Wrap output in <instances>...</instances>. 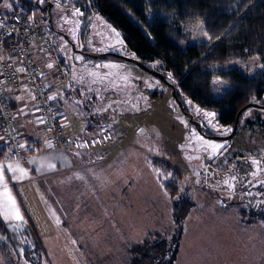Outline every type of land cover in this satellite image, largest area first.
<instances>
[{"label": "rangeland", "instance_id": "obj_1", "mask_svg": "<svg viewBox=\"0 0 264 264\" xmlns=\"http://www.w3.org/2000/svg\"><path fill=\"white\" fill-rule=\"evenodd\" d=\"M21 1L0 0V12L17 5L23 13ZM33 1L30 14L48 28L67 73L62 113L73 136L108 127L114 140L89 152L66 148L65 158L40 150L39 164L23 163L17 173L15 163L0 165V217L7 230L0 234V264H33L23 251L35 246L43 256L36 264H127L139 256L143 241H155L152 234L174 230L171 198L158 178L172 177L154 171L153 160L179 170L175 183L194 202L175 264H264V224L257 215L254 223L241 221L238 212L264 210V107H248L237 132L224 139L211 135L232 128L185 99L186 112L212 133L205 135L154 75L127 60L86 54L134 56L105 17L85 16L74 0ZM188 30L195 35L198 26ZM259 67L254 56L211 69L250 74Z\"/></svg>", "mask_w": 264, "mask_h": 264}, {"label": "trees", "instance_id": "obj_2", "mask_svg": "<svg viewBox=\"0 0 264 264\" xmlns=\"http://www.w3.org/2000/svg\"><path fill=\"white\" fill-rule=\"evenodd\" d=\"M74 2L85 11V16L97 12L105 17L133 52L134 56L131 58L139 60L138 66L154 75L161 83L168 82L172 85L168 87L174 89V99L182 103L184 111H187L184 106V100L187 99L203 110L212 111L220 125L232 128L241 107L250 102L264 105V0ZM20 4L26 10L21 13L25 16L30 14L36 3L33 0H22ZM17 10L16 5L14 9L1 11L0 14L19 12ZM195 24L198 32L193 35L188 28ZM86 54L91 57L96 55L123 59L120 53L113 51H90ZM254 56L259 57L261 67L250 74H244L236 68L211 69L234 59L246 61ZM10 103L9 107L12 108ZM56 104L58 103H53ZM54 107L60 109L57 105ZM202 130L206 135L212 134ZM7 148L8 144L0 147V159ZM26 151L31 152L33 149L26 148ZM152 166L154 171L172 177L166 181L161 176L158 178L171 198L174 230L168 235L150 233L155 241L151 244L147 240L143 241L140 255L129 257L127 264H175L183 234V221L194 205L191 195L179 190L175 183L181 176L178 169L157 160H153ZM238 212L241 221L254 223V216L257 215L264 224V210H254V213L247 214L244 208H239ZM245 217L246 220L243 219ZM6 231L5 223L0 217V234H5ZM23 257L33 264L38 263L43 257L40 246L25 248Z\"/></svg>", "mask_w": 264, "mask_h": 264}, {"label": "built area", "instance_id": "obj_3", "mask_svg": "<svg viewBox=\"0 0 264 264\" xmlns=\"http://www.w3.org/2000/svg\"><path fill=\"white\" fill-rule=\"evenodd\" d=\"M37 44V46H35ZM41 52L49 59L53 77L51 84L43 81L40 67ZM67 73L60 65L41 19L19 12L0 14V135L10 148V156L23 160L26 143L21 141L16 126V114L9 107L10 93L14 88L22 91L28 104L33 105L53 146L75 152L100 149L114 140L113 132L105 127L101 132L78 138L64 130L61 112L52 105L51 88L65 83Z\"/></svg>", "mask_w": 264, "mask_h": 264}, {"label": "crops", "instance_id": "obj_4", "mask_svg": "<svg viewBox=\"0 0 264 264\" xmlns=\"http://www.w3.org/2000/svg\"><path fill=\"white\" fill-rule=\"evenodd\" d=\"M37 46V44H35ZM36 53L40 57V67L43 71V81L44 83L50 85L53 77V72L51 70L50 61L48 58L45 57V54H41V52H38L36 50ZM60 65L63 66L62 61H60ZM68 79V78H67ZM64 84L58 85V86H52L50 92L52 97V105L53 103L56 104L60 109L58 111L61 112V120L64 125V130L67 135L73 136L72 133V123L70 119H68L67 114H63V110L65 109V106H68L67 104L63 105L66 95H69V91L67 88L63 87ZM68 91V94H67ZM10 105H12V110H14V113L16 114V126L17 130L19 132L20 139L22 141H25L27 144V148H32L33 151L28 152L26 151V156L23 160H16V162H11L9 160V150L7 149L6 153H4L3 157L0 159V165H7L8 163H15L14 164V171L17 173L19 170L23 169V163L29 162L31 166H35L39 164L37 160L34 161L35 158L39 157L41 155V151L43 152L45 150H49L51 153H59L60 157L65 158L66 156L69 157V151L66 148H57L53 146V144L48 139L47 135L44 132L43 125L40 123V117L38 113L34 110L33 105L28 104L26 101V97H24V94L22 91L18 90L17 88H14L12 92L10 93ZM53 105V106H56ZM56 108V107H55ZM57 110V108H56ZM5 141L3 140L2 136L0 135V147L2 145H5ZM10 149V148H9ZM68 151V152H66ZM21 166L22 168H19ZM29 171L32 173L27 166L24 167V170ZM33 170V169H32ZM33 174V173H32Z\"/></svg>", "mask_w": 264, "mask_h": 264}, {"label": "water", "instance_id": "obj_5", "mask_svg": "<svg viewBox=\"0 0 264 264\" xmlns=\"http://www.w3.org/2000/svg\"><path fill=\"white\" fill-rule=\"evenodd\" d=\"M120 56L123 58V60H127V61H130V62H133V63H135V64H137V65L139 64V60L136 59V58L126 57V56H123V55H120ZM94 57H96V55H95ZM165 84H166V86H172V85H171L170 83H168V82H166ZM171 94H172L173 98H175V92H174V89L171 90ZM178 104L180 105V107L182 108V110H184L182 103L178 101ZM250 106H259V107H263L264 105H262V104H260V103H257V102H250V103L244 105V106L241 107V108L239 109V111L237 112V114H236V116H235V119H234V123H233L232 130H231L228 134L223 135V136L211 135V137L224 138V139H227V138L232 137V136L237 132V130H238L239 117H240L241 112H242L243 110H245L246 108L250 107ZM184 112H185L186 115L188 116L190 122H192L195 126H197V128H198L203 134L206 135V133H204V131L202 130L201 124L198 123L196 120H194V119L192 118V116H191L188 112H186V111H184Z\"/></svg>", "mask_w": 264, "mask_h": 264}, {"label": "snow or ice", "instance_id": "obj_6", "mask_svg": "<svg viewBox=\"0 0 264 264\" xmlns=\"http://www.w3.org/2000/svg\"><path fill=\"white\" fill-rule=\"evenodd\" d=\"M208 115H214V114H213V113H209ZM216 147H219V146L217 145ZM16 218H17V219L20 218L18 214H17V217H16Z\"/></svg>", "mask_w": 264, "mask_h": 264}]
</instances>
